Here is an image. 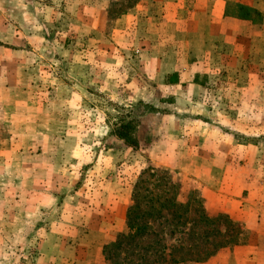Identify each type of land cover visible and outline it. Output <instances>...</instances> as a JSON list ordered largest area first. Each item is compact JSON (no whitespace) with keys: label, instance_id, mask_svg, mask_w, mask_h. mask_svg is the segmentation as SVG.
<instances>
[{"label":"rangeland","instance_id":"obj_1","mask_svg":"<svg viewBox=\"0 0 264 264\" xmlns=\"http://www.w3.org/2000/svg\"><path fill=\"white\" fill-rule=\"evenodd\" d=\"M172 1L0 0V264H111L136 192L190 213L137 218L154 236L114 264L220 241L181 264H264V47L226 38L198 91L172 88L151 65L183 50Z\"/></svg>","mask_w":264,"mask_h":264},{"label":"crops","instance_id":"obj_2","mask_svg":"<svg viewBox=\"0 0 264 264\" xmlns=\"http://www.w3.org/2000/svg\"><path fill=\"white\" fill-rule=\"evenodd\" d=\"M169 5L175 11L176 32L184 34L177 37L178 42L184 39L182 46L178 47L184 51L175 50L170 45L169 52L157 56L151 65L156 66V74H163V81L175 74L172 76L174 85H169L172 88L181 89L186 83L193 92L198 91L199 69L202 65H211L209 57L223 50L226 38H233L238 44L244 41L246 47L252 43L254 47L259 43L264 47V0H173ZM231 5L250 8L256 14L247 19L232 17L235 12L229 10ZM256 18L261 21L256 22ZM236 27L246 30L245 33ZM261 51L264 58V49Z\"/></svg>","mask_w":264,"mask_h":264},{"label":"trees","instance_id":"obj_3","mask_svg":"<svg viewBox=\"0 0 264 264\" xmlns=\"http://www.w3.org/2000/svg\"><path fill=\"white\" fill-rule=\"evenodd\" d=\"M228 8L232 12H235L232 14V17L239 19H247L256 14L254 10L239 5L238 6L231 5ZM255 21L260 22L261 18H256ZM131 132H133V128L131 124H126L125 126L121 127L120 130L118 131V137L121 140H123L127 145L135 146L137 142L133 138V135L132 134L130 135ZM133 195L134 196L132 199V205L130 206L127 213V228L129 231L128 235L119 236L114 243H112L111 245L105 248V255H106L105 259L107 262L111 264H114L113 259L114 257L115 258L117 257L115 255L110 256V252L112 250H114L115 252L118 251L117 255H119L120 253H122V250L126 245L138 244L141 240L153 235L151 233L152 226L148 223H141L140 221L137 222V218L148 217V216L159 217L161 216V213L166 210L173 212H178L177 210H179L180 212H182L183 215L186 216L190 213L188 204L186 206L182 204L178 205L176 202H170V201L164 202V204L160 205L158 208H155V206L151 205L149 209H145L142 208L141 206V202H142L141 199L144 198V196L138 194V192H136ZM196 213L199 215V221L196 222L197 224H199V226L204 227L205 229L207 228L212 229L218 227L219 222H224L225 223L224 233H222V235L218 233V236L224 237L225 235H228V228L231 226V223L228 221V218L226 216L219 215L215 218H210L205 214H200L199 211H196ZM206 234L209 235V233ZM222 243H224V246ZM206 244H208V242ZM227 244H228L227 242H221V241L217 242L215 245L210 244L209 247L213 249L212 251H201V253L195 255L190 254L188 251L182 252L184 248H178L177 250L174 248L169 250L168 254H165V247L162 248L163 249L162 251L156 253H159L160 259L162 260V262L159 264H181L188 262L203 263L211 259L219 249L225 247V245ZM139 259L141 260V264H144V262H146V257L144 256L139 257ZM155 261L156 260L154 259L153 262L149 264H153L155 263ZM131 263H134V261H132Z\"/></svg>","mask_w":264,"mask_h":264}]
</instances>
